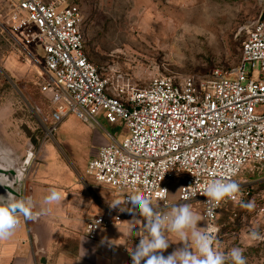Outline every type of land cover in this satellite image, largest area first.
<instances>
[{"label": "built area", "instance_id": "built-area-1", "mask_svg": "<svg viewBox=\"0 0 264 264\" xmlns=\"http://www.w3.org/2000/svg\"><path fill=\"white\" fill-rule=\"evenodd\" d=\"M4 1L10 8L5 23L12 38L33 57L29 48L43 53L41 90L50 94V134L69 115L106 133L86 173L113 189L122 203L110 205L116 215L87 221L89 239L121 224L123 215L134 209L129 196L136 192L150 199L161 215L175 204L202 201V217L211 234L221 210L236 202H222L209 215L208 198L199 193L207 183L235 180L242 188L239 199L252 194L243 175L264 172V15L247 33L240 64L232 71L216 69L206 80L159 76L148 87L125 95L115 93L89 60L87 19L77 5L69 0ZM101 117L122 128L126 137L121 141L106 132ZM189 186L197 192L194 197L185 190ZM160 188L167 189L166 199L157 197ZM140 219L135 247L146 235L141 214ZM127 264H132L130 252Z\"/></svg>", "mask_w": 264, "mask_h": 264}, {"label": "rangeland", "instance_id": "rangeland-1", "mask_svg": "<svg viewBox=\"0 0 264 264\" xmlns=\"http://www.w3.org/2000/svg\"><path fill=\"white\" fill-rule=\"evenodd\" d=\"M69 2L87 19L89 60L115 93L125 95L132 89L148 87L159 76L206 80L216 69L232 71L240 64L247 33L264 15V0ZM9 12V5L0 0V147L14 150L20 165L31 145L34 150L42 145L44 151L52 153L42 159L44 162L69 167L76 179H91L86 174L87 165L105 132L69 115L51 136L48 134L47 128L51 130L54 123L49 118L50 94L41 90L43 53L29 48L33 57L12 38L5 23ZM99 122L121 141L126 137L122 128L102 117ZM33 176L28 177V186ZM243 179L253 188L243 202H253L255 207L249 211L238 203L226 205L212 232L213 248L228 252L238 247L247 264H264V241L252 240L249 235L252 230L264 234V172L246 173ZM177 182V178L173 180ZM190 208L196 210L193 205Z\"/></svg>", "mask_w": 264, "mask_h": 264}, {"label": "crops", "instance_id": "crops-1", "mask_svg": "<svg viewBox=\"0 0 264 264\" xmlns=\"http://www.w3.org/2000/svg\"><path fill=\"white\" fill-rule=\"evenodd\" d=\"M47 130L50 136L56 131L50 134V130ZM105 141L106 133L90 160L97 156L100 145ZM34 149L31 145L26 160L20 165L15 161L11 166L14 169H26L25 194L32 197L36 204L33 211L38 212L41 207H49L43 204V199L53 187L61 192L63 199L62 202L50 206V214L29 221L21 217V225L15 235L8 241H0V264H127L128 253L135 249L134 240L140 226L138 206L123 215L121 224L101 229L95 240L89 239L86 236L87 221L94 216L116 215L117 210L110 205L116 202L121 204V197L113 189L96 182L90 176L88 177L91 179H76L69 167L44 162L52 153L44 151L42 145L37 150ZM28 158L29 165L24 167ZM39 161L40 167L36 168ZM31 174L34 175L33 181L28 186L27 179ZM2 186L0 185V196L4 195ZM171 200L176 202V193ZM186 204L189 207L193 205L196 210L192 211L201 218L197 227L205 228L202 217L203 202ZM166 213L170 214L171 208ZM168 238L170 246L163 252L164 257L183 247V243L177 242L175 234H169ZM192 250L199 255L194 245Z\"/></svg>", "mask_w": 264, "mask_h": 264}, {"label": "clouds", "instance_id": "clouds-1", "mask_svg": "<svg viewBox=\"0 0 264 264\" xmlns=\"http://www.w3.org/2000/svg\"><path fill=\"white\" fill-rule=\"evenodd\" d=\"M14 162L12 150L0 147V168H11ZM16 181L20 182L19 176ZM198 184L197 180L196 186ZM0 185L11 186L5 184L2 179H0ZM192 189V186L185 189L190 197L197 194ZM199 193L208 198L206 203L209 205V215L214 214L221 203H226L228 200L238 203L249 211L255 207L253 202L244 203L239 199L242 196V188L240 183L235 180L213 179ZM156 195L163 200L169 193L167 189L160 188ZM129 197L134 208L138 206L139 213L146 221L144 223L146 235L140 238L138 245L130 252L132 264H142V262L143 264H229V261L231 264H247L242 249L238 247H233L228 252L217 251L213 248V235L207 227H197V222L201 218L191 210L188 204L173 205L170 214L161 215L154 209L150 199L143 197L138 192ZM62 199L61 192L53 187L43 199V204L49 207H41L40 211L34 212L36 204L30 196H20L16 199L10 198L9 195L7 197L0 196V241H8L15 235L21 225V217L25 221H29L35 220L41 215L50 214L52 211L50 206L53 203L62 202ZM111 205L116 207L120 203L116 202ZM120 210L124 211V208L121 207ZM169 234H175L178 238L177 242L183 243V247L164 257L163 252L170 246ZM249 235L252 240L264 241V234L258 230L250 231ZM193 245L199 255L193 252Z\"/></svg>", "mask_w": 264, "mask_h": 264}, {"label": "water", "instance_id": "water-1", "mask_svg": "<svg viewBox=\"0 0 264 264\" xmlns=\"http://www.w3.org/2000/svg\"><path fill=\"white\" fill-rule=\"evenodd\" d=\"M28 165H29V158L28 161H26V163L23 166L25 167ZM25 171L26 169H20V168H16V169L7 168V167L0 168V179H2L5 184L11 185L10 187L4 185L2 186L4 197H7V195H9L10 198L16 199L19 198L20 196H26L25 186H24ZM17 176L20 177V182L16 181Z\"/></svg>", "mask_w": 264, "mask_h": 264}, {"label": "trees", "instance_id": "trees-1", "mask_svg": "<svg viewBox=\"0 0 264 264\" xmlns=\"http://www.w3.org/2000/svg\"><path fill=\"white\" fill-rule=\"evenodd\" d=\"M33 143H34V144H37V142H36L35 140L33 141Z\"/></svg>", "mask_w": 264, "mask_h": 264}]
</instances>
